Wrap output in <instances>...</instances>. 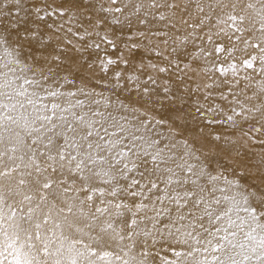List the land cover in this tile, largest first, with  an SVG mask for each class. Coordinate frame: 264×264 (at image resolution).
I'll return each instance as SVG.
<instances>
[{
  "label": "snow or ice",
  "instance_id": "1",
  "mask_svg": "<svg viewBox=\"0 0 264 264\" xmlns=\"http://www.w3.org/2000/svg\"><path fill=\"white\" fill-rule=\"evenodd\" d=\"M0 264H264V0H0Z\"/></svg>",
  "mask_w": 264,
  "mask_h": 264
}]
</instances>
